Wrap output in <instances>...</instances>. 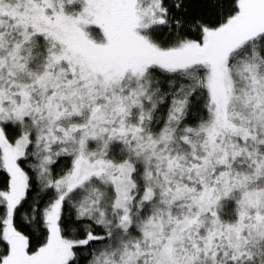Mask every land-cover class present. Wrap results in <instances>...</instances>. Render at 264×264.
<instances>
[{"label": "snow or ice", "instance_id": "obj_1", "mask_svg": "<svg viewBox=\"0 0 264 264\" xmlns=\"http://www.w3.org/2000/svg\"><path fill=\"white\" fill-rule=\"evenodd\" d=\"M0 264H264V0H0Z\"/></svg>", "mask_w": 264, "mask_h": 264}]
</instances>
